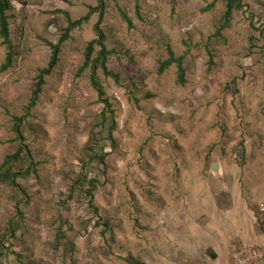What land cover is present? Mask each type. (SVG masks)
Here are the masks:
<instances>
[{
    "label": "rangeland",
    "instance_id": "374dc122",
    "mask_svg": "<svg viewBox=\"0 0 264 264\" xmlns=\"http://www.w3.org/2000/svg\"><path fill=\"white\" fill-rule=\"evenodd\" d=\"M9 1L18 55L0 73V164L17 149L12 117L26 113L46 42L57 43L65 13L75 20L97 5ZM213 1L103 0L107 66L119 75L98 73L110 136L79 73L97 14L71 32L21 128L37 174L17 178L20 193L0 184V264H227L238 243L264 249V0H242L219 37L225 5L208 10ZM166 45L184 56V85L174 65L158 73Z\"/></svg>",
    "mask_w": 264,
    "mask_h": 264
},
{
    "label": "trees",
    "instance_id": "16d2710c",
    "mask_svg": "<svg viewBox=\"0 0 264 264\" xmlns=\"http://www.w3.org/2000/svg\"><path fill=\"white\" fill-rule=\"evenodd\" d=\"M218 0H214L212 3L208 5V10L213 8L215 3ZM225 5L224 13L221 17V21L219 23V27L216 29V37L221 35V32L226 29L232 20L233 13L235 11L240 10L243 7L242 0H221ZM138 8V6H136ZM12 9L9 0H0V40L1 45L5 48V61L0 67V73L5 72L11 68L14 58L18 55V52L11 41L10 38V29H9V18L10 16L7 14L8 11ZM106 5L103 0H97L96 6H87V13L75 20L69 18L67 13V26L62 29L61 35L57 41V43L52 44L50 42H46L47 45L51 49V55L47 66L38 71V74L35 79L34 89L31 94V98L27 106L25 107V115L28 114V111L36 106L40 95L42 94L43 86L45 84V78L52 73V70L59 63V57L62 50V45L70 39V34L73 30L82 27L86 24L92 15L97 14V21L93 25L94 39L90 40L84 49V62L82 67L79 70V73L82 74L85 71L88 72V80L91 88L94 90L97 96V102L103 105V109L99 115L100 124L103 129H106L108 136L111 135L112 131L116 129L117 125L114 120V109L113 104L110 102L109 98L105 94V90L101 85L98 79V73L101 72L104 77L111 78L114 82L119 83V75L112 70H110L107 66L109 57L114 53L112 50H108L106 47L107 37L103 28L101 27L104 17H105ZM124 21L128 24V27L132 26L131 20L125 15L122 14ZM167 58L160 62L158 73H164L170 66L174 65L176 68L177 75V83L180 85H184L186 83V69L183 66L184 56H176L170 45H166ZM13 116V132L15 134L14 141H18L17 149L6 155L3 162L0 164V184H6L11 189L17 193H20L21 187L17 183V178L29 174H37V163H33L30 159L28 150L20 143L23 141V136L21 132L22 124L26 119V116ZM92 140H90V144ZM107 155L101 153H95L92 156L93 160L98 161L101 164L105 163V158ZM26 165V168H22V164ZM18 164L20 168H18ZM91 188L86 191L90 200L93 197V191L95 190L97 184L96 180H92L89 182ZM10 231L14 232L17 225L15 223H10ZM264 251V249L261 247ZM216 255L214 259H216ZM131 264V262H128Z\"/></svg>",
    "mask_w": 264,
    "mask_h": 264
},
{
    "label": "built area",
    "instance_id": "2783aa9c",
    "mask_svg": "<svg viewBox=\"0 0 264 264\" xmlns=\"http://www.w3.org/2000/svg\"><path fill=\"white\" fill-rule=\"evenodd\" d=\"M259 211L264 215L263 205H260ZM231 264H264V251L239 245L232 252Z\"/></svg>",
    "mask_w": 264,
    "mask_h": 264
},
{
    "label": "crops",
    "instance_id": "0c3cea01",
    "mask_svg": "<svg viewBox=\"0 0 264 264\" xmlns=\"http://www.w3.org/2000/svg\"><path fill=\"white\" fill-rule=\"evenodd\" d=\"M235 216H236V218L238 217L237 214H236ZM256 235L262 237V236L259 235L258 233H257ZM240 240H241V239H240ZM241 241H242V240H241ZM253 243H255V244H253ZM261 243H262V242H260V241L255 242V241H253L252 239H250V243H248L249 245H244V244H241V243H238V244L241 245V246H246V247L261 248V246H254V245H260ZM238 244H237V246H239ZM228 245H229V244L226 243V246H225V245H223V246H224V248L227 249ZM261 245H262V244H261ZM209 246H210V245H209ZM210 247L213 248L212 246H210ZM224 248H223V249H224ZM226 249H224L223 252H225ZM213 251H215L214 254L217 256V257H216V259H217V258L220 256L221 253L219 254L214 248H213ZM232 252H233V251H232ZM218 254H219V255H218ZM231 255H232V253H231ZM227 264H231V256H230V260L228 259Z\"/></svg>",
    "mask_w": 264,
    "mask_h": 264
},
{
    "label": "water",
    "instance_id": "95a60500",
    "mask_svg": "<svg viewBox=\"0 0 264 264\" xmlns=\"http://www.w3.org/2000/svg\"><path fill=\"white\" fill-rule=\"evenodd\" d=\"M213 170H216V168H213Z\"/></svg>",
    "mask_w": 264,
    "mask_h": 264
}]
</instances>
